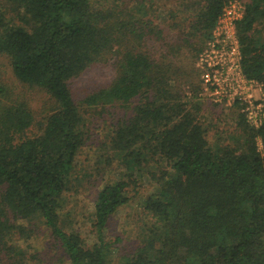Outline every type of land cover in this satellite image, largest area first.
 Listing matches in <instances>:
<instances>
[{"label":"trees","instance_id":"16d2710c","mask_svg":"<svg viewBox=\"0 0 264 264\" xmlns=\"http://www.w3.org/2000/svg\"><path fill=\"white\" fill-rule=\"evenodd\" d=\"M4 1L11 6L5 10L0 2V54L19 82L43 89L53 105L30 135L33 112L0 82V264H32L11 240L17 232L29 238L31 230L19 221L33 220L48 229L69 264H108L113 245L104 236L106 223L129 200L130 177L157 156L167 166L145 199L153 222L118 264H264V120L253 128L240 115V143L210 145L197 121L200 104L191 100L198 91L194 59L227 0H202L187 25L174 14L169 23L155 13L115 20L92 0ZM241 1L242 71L264 88V0ZM108 57L115 77L82 103L131 110L109 142L128 179L98 190L95 240L87 245L64 229L61 211L87 139L69 81ZM181 85L190 91L185 97Z\"/></svg>","mask_w":264,"mask_h":264},{"label":"rangeland","instance_id":"374dc122","mask_svg":"<svg viewBox=\"0 0 264 264\" xmlns=\"http://www.w3.org/2000/svg\"><path fill=\"white\" fill-rule=\"evenodd\" d=\"M93 5L110 9L115 20L133 15L146 17L152 13L157 20L169 23L174 14L177 22L187 25L202 6V0H92ZM247 2V0H243ZM5 10H10V4L0 1ZM126 10V11H125ZM144 11V14H142ZM125 13V14H123ZM156 17V16H155ZM174 19V18H172ZM18 22V21H17ZM211 35V32H210ZM209 35V38H210ZM208 38V39H209ZM207 39V40H208ZM206 40V41H207ZM205 44V43H204ZM157 46H154L156 48ZM202 49V48H201ZM200 49V50H201ZM200 52V51H199ZM198 52V53H199ZM194 59L193 66L198 56ZM198 70V69H196ZM116 75V63L112 57L104 62H96L87 71L69 81L74 101L80 106L84 118V129L87 133L85 145L79 151L75 160V169L71 189L64 192L62 202L63 227L66 231L79 233L83 242L90 245L95 240L93 228V205L98 190L108 182L120 178L127 180L118 154L109 149L110 136L118 122L127 119L131 110L115 105L86 106L82 100L93 90L109 84ZM181 81V79H180ZM0 82L7 86L11 98L24 100L34 115V121L29 134L39 132L44 117L50 112L52 100L49 95L38 87H28L19 82L12 74L7 59L0 54ZM198 91L191 99L200 104L197 121L206 128V139L210 145L240 143L242 137L238 135L237 123L240 113L236 106L225 105L212 100L204 93L200 86L199 71L195 78ZM185 97L190 91L184 85L179 87L178 93ZM185 99V98H184ZM137 99L133 100V104ZM237 131V132H236ZM260 147V142L258 140ZM141 174H133L128 180L126 188L129 200L120 206L108 219L104 236L112 241L113 250L108 264H118L123 256L129 255L141 243L148 225L153 218L144 208L145 199L156 192L157 183L154 176L160 174V169L167 165L159 156L155 157ZM152 172V175L149 172ZM31 230L29 238L18 237V232L12 235V244H18L32 264H69L63 257L59 245L54 242L48 229L39 220L19 221ZM18 223V220H16Z\"/></svg>","mask_w":264,"mask_h":264},{"label":"built area","instance_id":"2783aa9c","mask_svg":"<svg viewBox=\"0 0 264 264\" xmlns=\"http://www.w3.org/2000/svg\"><path fill=\"white\" fill-rule=\"evenodd\" d=\"M244 8L241 0L224 3L195 65L202 91L215 102L234 104L245 122L258 128L264 120V88L260 81L244 75L236 33Z\"/></svg>","mask_w":264,"mask_h":264}]
</instances>
